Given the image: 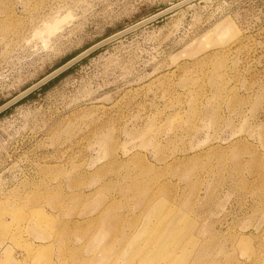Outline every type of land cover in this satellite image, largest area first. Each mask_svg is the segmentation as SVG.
<instances>
[{
    "label": "rangeland",
    "instance_id": "374dc122",
    "mask_svg": "<svg viewBox=\"0 0 264 264\" xmlns=\"http://www.w3.org/2000/svg\"><path fill=\"white\" fill-rule=\"evenodd\" d=\"M182 1L0 0V107ZM92 53L0 112V264H264V0Z\"/></svg>",
    "mask_w": 264,
    "mask_h": 264
},
{
    "label": "water",
    "instance_id": "95a60500",
    "mask_svg": "<svg viewBox=\"0 0 264 264\" xmlns=\"http://www.w3.org/2000/svg\"><path fill=\"white\" fill-rule=\"evenodd\" d=\"M194 0H184L182 2H179L171 7L166 8L165 10L145 19L142 20L138 23H136L135 25L120 31L114 35H111L109 37H107L106 39L100 41L99 43H96L95 45L91 46L90 48L86 49L85 51H83L82 53H80L79 55H77L76 57H74L73 59H71L70 61H68L67 63H65L64 65H62L61 67H59L58 69H56L55 71H53L52 73H50L49 75H47L46 77H44L43 79H41L39 82H37L36 84L32 85L31 87H29L28 89H26L23 93H21L20 95L16 96L15 98H13L12 100L8 101L7 103H5L4 105H2L0 107V112H2L3 110H5L6 108H8L9 106H11L12 104H14L15 102H17L19 99L23 98L24 96L28 95L29 93H31L32 91H34L36 88L44 85L45 83H47L48 81H50L51 79L55 78L56 76H58L59 74H61L63 71H65L66 69H68L69 67H71L72 65H74L75 63H77L78 61H80L81 59H83L84 57L88 56L90 53H92L93 51H95L96 49L100 48L101 46L106 45L107 43L117 39L118 37L131 32L137 28L142 27L143 25L159 18L162 17L176 9H178L179 7H182L183 5L192 2Z\"/></svg>",
    "mask_w": 264,
    "mask_h": 264
},
{
    "label": "trees",
    "instance_id": "16d2710c",
    "mask_svg": "<svg viewBox=\"0 0 264 264\" xmlns=\"http://www.w3.org/2000/svg\"><path fill=\"white\" fill-rule=\"evenodd\" d=\"M156 12H158V10H155V11H152L150 13V15H153L155 14ZM123 28H120L118 30H122ZM118 30L116 31H112L110 32L109 34H107L104 38L108 37V36H111L112 34H114L115 32H117ZM102 40V39H101ZM93 44L87 46L85 49L79 51V52H76L75 54L73 55H70L68 58H66L65 60H63L55 69L59 68L60 66H62L63 64L67 63L68 61H70L72 58H74L75 56H77L78 54H80L81 52H83L84 50H86L87 48H89L90 46H92ZM97 52V51H96ZM94 54V53H92ZM88 57L82 59L83 60H87ZM75 66L73 67H70L69 69H67L66 71L62 72L61 74H59L58 76H56L55 78H53L52 80H50L48 83L44 84L42 86V89H47L49 86L53 85L54 83H56L60 78H62L66 73H68L70 70H72Z\"/></svg>",
    "mask_w": 264,
    "mask_h": 264
}]
</instances>
